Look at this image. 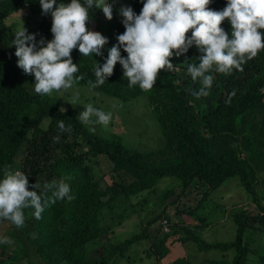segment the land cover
Segmentation results:
<instances>
[{
  "label": "trees",
  "instance_id": "obj_1",
  "mask_svg": "<svg viewBox=\"0 0 264 264\" xmlns=\"http://www.w3.org/2000/svg\"><path fill=\"white\" fill-rule=\"evenodd\" d=\"M125 3L137 13L143 7V0ZM226 4L227 0H211L208 7L221 10ZM36 6H41L39 0H0V169L18 167L29 175L30 188L36 183L40 186L38 192H43L45 185L63 179L71 185L74 198L50 204L39 221L32 215L33 209H24L22 227L0 219V228L4 229L0 236L9 235L20 243L14 250L8 243L0 244V264L23 261L26 264H114L123 257L130 260L128 252L132 246L148 237L149 227L159 217L167 219L171 229L163 231L148 249V257L155 256L157 264H191L186 256L163 262L172 250L168 240L181 231L187 235L174 238L171 243L191 240L201 251L234 249L236 252L231 261L210 260L209 264H254L249 261L250 241L254 238L246 239V232L249 228L264 231V179L258 176V171L264 170V49L230 74L211 70L213 84L208 95L200 97L192 95L200 85L187 73V64L197 62L196 56L200 55L195 46L184 55L170 58L182 69L183 75L177 70L161 69L155 85L148 91L138 85L129 88L127 79H122L119 62L108 81L91 88L94 66L97 62L102 65L107 54L102 52L96 59L81 57L74 50L72 59L80 65L77 75L82 77L78 84L123 102L145 96L154 105L165 141L158 149L143 151L126 144L120 136L106 137L90 132L76 118L74 110L63 107L57 97L36 94L24 85L21 72L1 44L14 30L7 19L16 11ZM51 26L52 20L42 19L37 40L40 37L50 40ZM221 26L231 30L227 19ZM115 28L118 34L125 31L122 22ZM121 53L127 55L123 49ZM61 107L66 111L61 112ZM61 122L65 128H71V133L59 132ZM21 154L22 158L17 161ZM103 155L112 163L114 172L129 174L133 178L131 183L114 177L112 184L101 187L91 163ZM234 176L241 178L257 206V213L246 208L234 212L236 236L233 240L207 241L196 230L173 222L165 214L169 206L167 199L176 192L177 186H172L160 194L162 211L148 220L141 231L121 241L104 243L100 255L91 257V250L101 245L100 237L113 229L111 223L104 221L105 209L113 210L122 200L130 202L142 192L154 194L159 179L175 177L180 180V193L174 200L178 215L187 213L198 218L199 208L205 206L212 191ZM189 188L202 193L196 207L180 205L181 195ZM47 195L50 197L51 193ZM260 258L259 264H264V253Z\"/></svg>",
  "mask_w": 264,
  "mask_h": 264
},
{
  "label": "clouds",
  "instance_id": "obj_2",
  "mask_svg": "<svg viewBox=\"0 0 264 264\" xmlns=\"http://www.w3.org/2000/svg\"><path fill=\"white\" fill-rule=\"evenodd\" d=\"M39 3L42 14L52 16V38L37 40V34L29 32L23 24L15 28L11 43L15 45L17 66L34 75L36 94L51 95L56 91L72 104H80L74 86L82 77L77 75L80 65L74 64L72 53L78 50L81 57L96 59L103 55L108 37L90 31L86 25L93 10L102 9L104 17L111 20L113 4L110 0H39ZM210 3L211 0H143L139 13L130 5H122L119 14L125 31L117 35V43L108 49L103 64H95V79L89 86H102L119 62L122 79H127L129 88L138 85L143 91L151 90L161 69L177 70L170 58L184 55L195 46L200 55L196 56L197 62L187 64V73L200 87L192 95H208L214 80L211 70L230 74L264 49V32L260 31L264 29V0H227L221 10L209 8ZM225 19L231 25L230 31L221 26ZM122 49L126 56L121 54ZM69 91L73 92L71 97L64 95ZM83 104L84 110L76 117L81 124L109 125L110 111L91 102ZM60 111L66 109L61 107ZM71 131L64 123L59 124L60 133ZM89 131L96 129L89 127ZM55 142H59L58 138ZM37 189H40L37 183L29 187V175L23 171L10 166L0 169V219L22 227L24 209H33L32 215L39 221L50 204L74 198L71 185L63 179L45 185L43 192ZM5 243L12 241L0 236V244Z\"/></svg>",
  "mask_w": 264,
  "mask_h": 264
},
{
  "label": "rangeland",
  "instance_id": "obj_3",
  "mask_svg": "<svg viewBox=\"0 0 264 264\" xmlns=\"http://www.w3.org/2000/svg\"><path fill=\"white\" fill-rule=\"evenodd\" d=\"M125 2L126 0H110V3L113 4V18L111 20L104 17L102 9L93 10L89 14V23L86 27L90 31L108 37V43L102 48V52L106 54H108V49L117 43L116 37L118 33L115 25L122 22L123 18L119 14V8L122 5L126 6ZM46 17L49 21L52 20L50 13L47 15L42 14L41 6H36L34 9L28 7L16 11L11 15L7 19V24L11 25L13 29L23 24L29 32L36 33L37 37H39V22ZM13 39L14 35L12 34L11 37L4 39L1 46L9 51L11 60L17 66L18 58L15 55V45L11 43ZM18 69L21 72L24 85L28 90L34 92V75L26 74L20 67H18ZM177 71L180 75H183L182 69L178 68ZM74 88L75 91L79 93L80 104H72L71 101L66 98L60 97V92L54 91L50 96L57 97L63 107L73 109L77 116L84 110L83 103L89 102L106 112L110 111L112 113V120L108 126L105 127L100 124L87 125L88 127H95V133L106 137L115 135L120 136L124 139L126 144L143 151L158 149L164 144L165 138L158 118L154 113V105L149 102L145 96H140L134 101L123 102L101 91L92 90L80 84H76ZM64 95L71 97L73 92L69 91ZM21 158L22 154L18 155L16 160L20 161ZM91 165L93 173L96 175L100 186L103 188L112 184L114 177L126 184L131 183L133 180V178L124 171L114 172L112 170V163L104 155L100 156L95 162L93 161ZM16 168L18 169V167ZM258 173L259 178L264 179V170L262 169L258 171ZM179 183L180 180L175 177L161 178L154 187V192L156 193L142 192L143 194L132 198L130 202L127 199L122 200V203L113 210L105 209L103 213L104 221L111 223L113 229L100 237L99 241L101 245L91 250V257L95 258L100 255L104 243L109 241H121L141 231L148 220L155 218L162 211L163 207L161 206L162 200L160 194L168 187L177 186L175 187V194L167 199L169 206L165 214L173 222L181 224L191 230H196L207 241L233 240L236 236V224L233 217L234 212L243 208H246L248 211L257 210V206L252 202L251 195L243 186L241 178L239 176H234L227 179L222 186L212 191L209 200L204 204L205 206L199 208L200 215L198 218L194 215H188L187 213L182 216L178 215L177 204L174 203V200L180 193V188L178 187ZM181 198L180 205L184 203V206L189 207V205H192L196 207L199 200L202 198V193L195 188H189L181 195ZM124 206H127V211L124 210ZM154 207L155 209L153 210ZM162 218L163 217H159L155 219V222L152 223L148 229L147 238L132 246L131 250L128 252L131 258L130 260L127 257H123L114 264H157L155 256L148 257V249L151 248L154 240L162 235L161 233L163 231L168 230L163 227L161 223L163 220ZM180 219H183V221H180ZM200 220H202V222H200ZM3 231L4 229L0 228V233ZM186 235L187 233H185V231H181V233L172 236L168 240V244H170L172 250L164 257L163 262L186 256L191 264H209L210 260L226 259L231 261L236 253L234 249L229 251H222L219 249L201 251L191 240L185 243L181 241H174L171 243L174 238L177 239L180 236ZM249 236L254 238V240L250 241L252 251L249 254V261L254 264H259L261 259L260 254L264 253V231L249 228L246 232V239ZM5 237L12 241L11 244H8L9 248L14 250L19 247L20 243L17 240L11 238L9 235ZM134 259L136 261H134ZM26 262L27 261H23L21 264H26ZM61 264L69 263L63 262Z\"/></svg>",
  "mask_w": 264,
  "mask_h": 264
},
{
  "label": "built area",
  "instance_id": "obj_4",
  "mask_svg": "<svg viewBox=\"0 0 264 264\" xmlns=\"http://www.w3.org/2000/svg\"><path fill=\"white\" fill-rule=\"evenodd\" d=\"M176 69H178V67L176 66ZM162 225L165 229H168L169 230V223H168V220L167 219H163L162 220ZM167 231V230H166Z\"/></svg>",
  "mask_w": 264,
  "mask_h": 264
}]
</instances>
